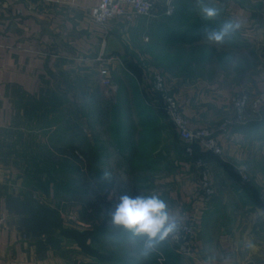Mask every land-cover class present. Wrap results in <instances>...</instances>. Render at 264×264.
Here are the masks:
<instances>
[{"label": "rangeland", "instance_id": "rangeland-1", "mask_svg": "<svg viewBox=\"0 0 264 264\" xmlns=\"http://www.w3.org/2000/svg\"><path fill=\"white\" fill-rule=\"evenodd\" d=\"M173 5L170 20L159 16L135 18L130 24L115 19L107 24L116 34L124 55H105L78 71L69 70L58 76L51 96L67 97L68 105L60 111L54 101L50 104L51 114H37V128L49 125L53 132L49 137L38 133L30 155L35 164L19 168L25 177L31 173L37 180L41 178L40 187L30 186L36 204H43L53 213L61 230L78 234L108 230L121 195L159 196L177 214L179 222L191 225L192 236L180 246L168 236L147 256L155 257L153 264H192L189 260L197 243L201 211L207 212L204 219L215 239L230 236L244 246L252 242L257 227L264 239V184H255L252 176L255 171L264 175L263 158L250 168V175L236 171L238 176H234L233 170L228 169L234 189L223 178L214 182L211 178L214 194L207 204L199 186L201 171L194 165V181L189 184L191 193L186 197L190 201L188 208L180 209L179 202L173 200L188 185L172 180L178 171L175 162L180 160L178 163L183 164L186 160V146L168 118L156 109L150 86L152 72L161 71L168 79V95L179 101L183 116L184 99L199 86H214L225 77V81L238 84V88L242 85L255 99L258 94L252 93L263 86L264 80V0H203V5L218 10V15L210 20L201 14L200 0H176ZM226 22L237 27L222 43L210 42L202 33L205 29H219ZM189 32L195 34L193 39L182 40ZM249 107L253 108V101ZM184 119L189 125L185 116ZM226 120L215 129H202L215 132ZM130 147L135 151L132 166L127 151ZM83 159L90 164L87 169H82ZM205 162L212 175L209 162ZM47 180L54 182L53 201H48L43 193ZM226 193V201H220L223 196L219 195ZM229 193H238L242 202L237 203ZM55 232L58 235L60 230ZM76 246L80 247L77 243ZM82 249L76 250L77 260L96 264L92 253ZM100 249L101 254L109 251L99 243L93 245V250ZM132 250L141 255L140 249Z\"/></svg>", "mask_w": 264, "mask_h": 264}, {"label": "crops", "instance_id": "crops-1", "mask_svg": "<svg viewBox=\"0 0 264 264\" xmlns=\"http://www.w3.org/2000/svg\"><path fill=\"white\" fill-rule=\"evenodd\" d=\"M99 1L0 0V220H3L0 225V264L88 263L75 257L79 248L73 240L60 238L52 243L47 235L34 236L28 231L25 222L29 216L20 208V202L26 199L35 202L36 196L30 191L27 177L20 173L19 168H31L35 164L30 155L38 133L49 137L53 132L49 125L37 128V114H51L50 106L54 101L60 111L68 105L67 97L51 96L58 76L69 70L78 71L105 55H124L113 30L95 25L90 18L91 8L96 7ZM141 66L143 64L139 65L140 69ZM144 74L147 77V72L144 71ZM224 79L214 86H199L192 96L181 100L191 130L215 129L233 116V98L245 91L242 85L238 88V84ZM166 81L168 84L167 77ZM261 86L252 94L259 95ZM219 138L223 154L218 157L207 154L204 157L210 164L213 182L216 178H223L233 187L228 172L233 170L234 176H238L236 171L248 174L252 166L264 159V110L254 112L249 107L244 124L232 126ZM127 151L130 152L131 166L135 165L132 160L134 148L130 147ZM184 157L183 164L178 163L180 160L175 162L178 171L177 176L172 177L176 184H181L180 181L188 184L173 197L180 203V209L189 206L187 196L191 193L189 184L194 181L195 170L193 162ZM83 162L82 169L90 167L84 159ZM247 164L251 165L248 167ZM227 165L232 169L228 167L226 170ZM255 172L252 175L255 184H264L263 173ZM26 186L29 189H25ZM229 194L235 197L233 200L237 203L242 202L238 193ZM53 197L52 191L46 195L48 201H53ZM219 197L225 202L228 196L226 193ZM206 213L200 212V230L189 262L264 264V239L259 227L254 231L252 242L244 246L234 242L230 236L220 235L215 239L206 225ZM114 228L117 227L110 224L109 229ZM100 245L109 251L101 254V249L98 250L99 258H92L96 264H153L151 260L155 259L149 258V254V257L135 255L132 249L142 250L143 240L126 230L111 232ZM235 250L238 253L234 256Z\"/></svg>", "mask_w": 264, "mask_h": 264}, {"label": "built area", "instance_id": "built-area-1", "mask_svg": "<svg viewBox=\"0 0 264 264\" xmlns=\"http://www.w3.org/2000/svg\"><path fill=\"white\" fill-rule=\"evenodd\" d=\"M174 0H100L99 4L91 8L90 18L92 22L105 28L107 24L115 19H124L125 23L130 24L135 18H148L165 16L170 17L174 13ZM151 92L156 97L155 107L163 114L173 125L179 139L185 144L184 155L193 161L195 166L201 171L200 183L201 194L206 204L213 198L214 189L211 186L212 175L210 168L205 160L196 157L195 149L201 153L213 154L221 156L223 154L220 144L219 135L228 133L234 125H242L245 122V114L249 108V104L253 101V111L260 112L264 110V88L263 91L251 99L246 92H241L233 98V116L226 120L222 126L215 132L208 129L191 130L186 123L181 112V106L175 98L168 95L166 78L160 72H152ZM264 87V80H263ZM219 134V135H218ZM108 193V190H106ZM264 203V198L261 199ZM3 220H0V225ZM191 225L189 223L179 222V228L176 232L170 234L175 244L182 245L192 236ZM188 248V246H187Z\"/></svg>", "mask_w": 264, "mask_h": 264}, {"label": "clouds", "instance_id": "clouds-1", "mask_svg": "<svg viewBox=\"0 0 264 264\" xmlns=\"http://www.w3.org/2000/svg\"><path fill=\"white\" fill-rule=\"evenodd\" d=\"M200 2V11L205 19L210 20L218 15L217 9L203 5V0ZM235 27L237 26L231 22H226L219 29H205V35L210 42L222 43ZM111 224L142 239L143 256H147L179 228L177 214H174L167 203L157 195H138L134 198L127 194L121 195L111 214Z\"/></svg>", "mask_w": 264, "mask_h": 264}, {"label": "trees", "instance_id": "trees-1", "mask_svg": "<svg viewBox=\"0 0 264 264\" xmlns=\"http://www.w3.org/2000/svg\"><path fill=\"white\" fill-rule=\"evenodd\" d=\"M175 1L176 0H174L173 3H175ZM161 19L166 21V20H170L171 17L162 16ZM208 23L209 25H211L209 21ZM202 24L204 23L202 22ZM202 33H205V32H202ZM194 35H195L194 33L189 32L188 34H185L184 37H181V39L182 40L183 39L192 40L193 39L192 36ZM153 96L155 97V95ZM195 153H196V157H201V158H203L204 155H207L205 153L204 154L201 153L198 149H195ZM215 157H218V156H215ZM203 159L206 161L205 157ZM225 168H228V167L225 166ZM36 178H38L36 175L29 173L27 177V185H29V187L33 185L34 188L40 187L41 178H39L38 180ZM43 186H44L43 193L48 195L52 191L54 182L47 180L44 182ZM252 193L254 195V198L257 201H259V199L256 196V191L254 190V188H252ZM20 208L23 209V212L29 216V218L25 222V225L28 231L32 235L34 236L47 235L48 240L52 243L59 241L60 238L73 240L75 243H77V245L83 248L82 250L84 251V253L91 252L92 254L90 255H92V257L99 258L98 256L99 251L93 250L94 244L96 243L100 244L104 239L105 240L108 239L111 232L115 233V232L124 231L122 228H114V229H108V230H101V229L96 230V231L94 230V232H92L91 234H87V233L78 234V233H75L69 230H61L60 226L56 223V220H54L53 218V213L47 210L46 206L38 205L36 204V202L32 201L31 199H26L24 202H20ZM55 229L60 230L58 235H56Z\"/></svg>", "mask_w": 264, "mask_h": 264}]
</instances>
